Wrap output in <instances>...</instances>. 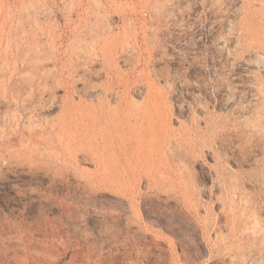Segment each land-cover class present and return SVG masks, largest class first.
<instances>
[{
	"label": "rangeland",
	"instance_id": "1",
	"mask_svg": "<svg viewBox=\"0 0 264 264\" xmlns=\"http://www.w3.org/2000/svg\"><path fill=\"white\" fill-rule=\"evenodd\" d=\"M1 263L264 264V0H0Z\"/></svg>",
	"mask_w": 264,
	"mask_h": 264
},
{
	"label": "bare ground",
	"instance_id": "2",
	"mask_svg": "<svg viewBox=\"0 0 264 264\" xmlns=\"http://www.w3.org/2000/svg\"><path fill=\"white\" fill-rule=\"evenodd\" d=\"M263 59V58H262ZM21 216V215H20ZM21 217H23V216H21ZM25 219V218H24ZM25 221V220H24ZM26 222V221H25ZM28 223V222H27ZM26 224V223H25ZM17 227V226H16ZM15 228V227H14ZM18 228V227H17ZM21 228V227H20ZM30 228V227H29ZM19 230V229H18ZM36 231V230H35ZM33 232H34V229L33 230H30L29 231V234H31V235H33ZM38 232V231H37ZM23 234L25 235V237L26 236H28L27 235V233H26V230L25 231H23ZM18 235H20V234H18ZM31 235H29V237L31 236ZM22 236V235H21ZM24 237V236H23ZM22 238V237H21ZM18 239V238H17ZM25 239V238H24ZM19 240V239H18ZM21 241V240H20ZM20 241H19V243H20ZM24 242H25V240H23L22 241V243H21V245H23L24 246ZM29 242H32V238H31V240L29 239ZM16 243V242H15ZM29 244V243H28ZM17 245V244H16ZM7 247V246H6ZM5 248V247H4ZM7 249V248H6ZM24 249V248H23ZM26 249V248H25ZM66 249V248H65ZM68 251V250H67ZM5 252V251H4ZM65 252V251H64ZM66 253V252H65ZM6 254V253H5ZM67 255V254H66ZM25 256V255H24ZM29 256V255H28ZM27 256V257H28ZM12 258H10V257H8L7 255H4L3 257H1V258H3V261L5 262V261H10V262H16L15 260H14V258H13V256H11ZM27 257H25V260H26V258ZM32 259V258H31ZM24 260V259H23ZM28 260V259H27ZM30 260V259H29ZM34 260V259H33ZM33 260H30V261H33ZM36 260V259H35ZM2 261V260H1ZM24 262V261H23ZM28 262V261H27ZM31 263V262H30ZM2 264V263H1ZM25 264V263H24Z\"/></svg>",
	"mask_w": 264,
	"mask_h": 264
}]
</instances>
